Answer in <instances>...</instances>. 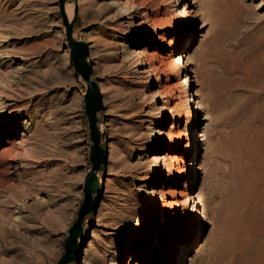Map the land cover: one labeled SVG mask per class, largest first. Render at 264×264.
<instances>
[{
	"label": "rangeland",
	"instance_id": "obj_1",
	"mask_svg": "<svg viewBox=\"0 0 264 264\" xmlns=\"http://www.w3.org/2000/svg\"><path fill=\"white\" fill-rule=\"evenodd\" d=\"M125 1H72V36L91 45L90 78L103 106L96 118L105 164L96 172L93 204L67 264H128L129 259L141 264H264V100L249 97L264 87V0H215L204 16L202 0H150L137 17L122 10ZM67 2L61 11L59 0H0V46L12 55L0 64V125L7 119L16 124L9 132L0 128V264H55L82 202L91 166L83 103L87 85L69 60ZM184 9L190 10V22L180 38ZM150 11L164 23L162 29L157 25L144 39L134 38L147 22L142 13ZM158 33H164L158 52L167 62L178 54L189 62L170 82L184 80L193 100L186 162L189 193L199 196L189 210L193 205L199 216L192 226L172 207L180 197L164 170L167 135L164 146H151L160 149L155 156L161 177L148 184L151 165L148 158H138L150 147L153 124L168 131L172 122L168 112L157 115L164 99L150 100L164 76L158 82L151 74L146 82L149 65L136 66L128 54L136 47L150 51L149 41L156 43ZM170 38L176 42L172 48ZM217 60L225 72L213 89ZM138 61L145 62L146 56ZM122 64L126 72L118 73L116 66ZM15 70L21 75L15 76ZM48 75L51 82L44 79ZM174 94L180 101L178 91ZM179 129H185L184 118ZM19 207L22 217L14 220ZM144 222L148 241L135 243ZM164 233L169 244L160 249ZM172 238L177 246L170 257Z\"/></svg>",
	"mask_w": 264,
	"mask_h": 264
},
{
	"label": "bare ground",
	"instance_id": "obj_2",
	"mask_svg": "<svg viewBox=\"0 0 264 264\" xmlns=\"http://www.w3.org/2000/svg\"><path fill=\"white\" fill-rule=\"evenodd\" d=\"M148 1H150V0H126L125 2L122 3V10L125 13H127L128 15L132 14V17H137V13H138L137 10L140 9ZM214 2H215V0H202L201 10H202L203 16L208 14L207 12L209 10H211V8L214 6V4H213ZM262 3H263V1H261L260 4H262ZM64 6H65L66 19L68 22H70L72 15H73V11H74V3L72 1H70V2H67ZM150 10L153 11L154 7L150 8ZM186 10L187 9H184L182 11L183 16H184L183 28H181V31L178 29V31L180 32L179 33L180 38H182L184 36V34L187 32V23L190 22V20H189L190 10H187V11ZM151 11H150V13H147V12L142 13V15L144 16V18L146 19L147 22L144 24L143 27L140 26V28L137 30V33H136L134 38L142 40L145 37H147V34L149 35V32H151V29H153L155 26L158 25V28H161V27H159V25H161V26L164 25L163 22H159L157 20L155 14H153V12H151ZM90 40H91V38L88 39V41H89L88 43L92 42V40L91 41ZM164 42H165L164 33H158L156 43L151 41V40L149 41V44L151 47L150 51L143 48V47H136V48H133V50H131L130 52H128V54L131 57H135V59L137 60L136 66L137 65H143L145 63H147L149 65V69L146 70V72L149 73L148 79L146 80V82L149 80V77H151V74H156V79L158 82H159V79H161L162 75L164 76L163 77L164 78L163 83H161V85H160V91L158 92L157 95H152L150 100L151 101L157 100L156 96L160 95V97L163 98L164 101H163V105L158 108V112H157L158 114L157 115H159L160 118H162L163 115L168 112L171 114V117H172V122L168 128V131H163V129L157 123L153 124V127L150 129V136H149L150 147H148L147 150H145V152H143L144 154L142 156H139L138 158H148V161L151 165V167H150L151 173L146 178L148 180L147 181L148 184H151L154 178L161 177L162 172H163V168L160 167V164L158 163V158H157V156H155V154L158 153L160 149H153L151 146H153V144H160L161 147L164 146L163 140H165V136L167 135V139L169 141L170 147L168 150H166L165 155H164V164H165L164 170L167 172L168 179H170L172 181L174 180V182H173L174 190H172V191L174 193L176 192L180 197V199H176L173 201L172 207L174 208V210H178L177 216H183V217L186 216V218L188 219V223H189L188 225L192 226L193 222H195V220L199 216V212L194 208L193 205H192L191 210H189L190 202H192V203L195 202V197L199 198V196H197V194L193 195V193H189L190 184H191L190 183L191 178H190V174H189L190 164H188L186 162L187 154H189V151L191 149V146H190L191 145V137H190L191 134H190V132H191V119L193 116V105H192L193 100H191V98L189 96L188 88L185 86L186 84L184 85V83H185L184 80L179 81L178 84H174V83L170 82V77L177 75L181 71L182 68L189 65V62H188V59H185V61H183V59L180 57L179 54L176 55V58H174L175 56L170 57L171 58L170 61L167 62L165 57L160 52H158L161 49V45ZM175 43H176L175 39L170 38L167 42V45L170 48H172V46H174ZM120 45L127 46V43H121ZM86 47L90 48L91 45H86ZM143 55L146 56V61L145 62H142V61L139 62L138 59H140ZM11 58H12V55L7 50H5L4 48H2L0 46V64H2L5 61H8V60L10 61ZM217 63L219 64V69L214 71V73L216 75H215V77H213L211 79V84L213 85V89L216 88L217 83L222 78V76L225 72V66L222 63V61L217 60ZM116 67L119 70L118 73L119 72H126L125 66L123 64L117 65ZM17 68H19V67H15L14 69H17ZM14 73H15V76L21 75V72H18L17 70H15ZM250 73H252V72H250ZM231 74H233V73H231ZM2 76L6 80H8V78H9V77H7V75H4V74ZM48 76H46L44 79L46 81L48 80L51 82V80H53V77L52 76L48 77ZM12 78H14V76H12ZM185 78H186V76H185ZM223 80H225L224 77H223ZM1 86L6 87L7 84L4 83V84H1ZM106 88L107 87L102 88V90L100 92H102ZM175 91H178V95L181 98L180 101H177V100L175 101V99H176L175 94H174ZM249 97H251L253 99H259L260 98V99L264 100V87L259 88L258 90H252ZM119 100H122V98H119ZM246 102H247V100H246ZM198 108H200V107H198ZM183 118L185 121V129L180 130L179 124L181 123ZM22 123H27V122L26 121L20 122V124H22ZM15 125L16 124L13 121V119H7V120H4L2 122V124L0 125V128H4V129H6V131L9 132V130L10 131L15 130V128H16V127H14ZM26 128L27 127H24L22 129L26 130ZM100 132H103L102 126H100ZM30 135L31 134H28V136H30ZM182 142H184L183 149L180 146ZM109 147H110L109 151H111L112 150L111 144L109 145ZM49 152H51V151L49 150ZM197 168L200 169L201 167L198 166V167H196V169ZM203 168H204V170H206V164H203ZM70 171H71V169H70ZM180 178H183L184 181L182 183V187L180 189L176 190L177 187H179V183H180L179 179ZM145 191L148 193L151 192V190L149 188H146ZM168 192H170V191H168ZM179 206H181V208H179ZM14 212L17 214L14 217V220L22 217V215H21L22 211H21L20 207L18 210H14ZM157 214H158V212L153 214L156 216H154L153 218L151 217V219H154L155 217H157ZM166 221H168L167 218H166ZM138 230L140 232L137 235V238L134 242L138 243L141 240H142V242L148 241L147 238H149V237H147V235H149L150 231H149V228L147 227V222H144V224H142L138 228ZM160 234H163V233H160ZM159 237L161 239L160 249H162V247L165 248V245L169 244L168 233H164V239L163 240L161 238L162 235H159ZM170 245H171V247H170L171 256L170 257H172L175 253V249L177 246V240H175V238H172V240L170 241ZM133 258H135V256H133ZM131 263L132 264H141V262L138 259H135V260L129 259L128 264H131Z\"/></svg>",
	"mask_w": 264,
	"mask_h": 264
},
{
	"label": "water",
	"instance_id": "obj_3",
	"mask_svg": "<svg viewBox=\"0 0 264 264\" xmlns=\"http://www.w3.org/2000/svg\"><path fill=\"white\" fill-rule=\"evenodd\" d=\"M65 1L76 0H59L61 11ZM74 20V18H73ZM65 37L69 48V60L74 70L86 82L87 89L83 96L84 112L88 121L89 137L91 140L89 150V160L91 166L85 175L83 183V198L79 206L76 218L72 225L68 228L67 237L64 242V252L59 257L55 264L69 263L76 253L77 241L82 235V222L84 216L90 211L93 204V195L98 188V180L96 176L97 170L101 165L105 164L104 149L100 146V137L97 129L96 113L102 109L101 96L98 92L95 81L91 80L90 75L92 72L91 61L86 44L79 41L72 36V22L64 20Z\"/></svg>",
	"mask_w": 264,
	"mask_h": 264
}]
</instances>
